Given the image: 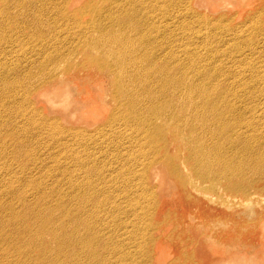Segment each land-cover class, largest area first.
<instances>
[{
    "label": "bare ground",
    "instance_id": "1",
    "mask_svg": "<svg viewBox=\"0 0 264 264\" xmlns=\"http://www.w3.org/2000/svg\"><path fill=\"white\" fill-rule=\"evenodd\" d=\"M73 3L0 0V47L25 34L40 42L33 47L54 43L42 40L51 23L25 26L28 17H58L77 28L87 20L103 31L38 65L14 58L20 47L10 59L2 56L9 50H0V264H151V251L161 252L164 238L174 241L164 236L169 223L192 229L198 217L191 205L216 204L200 187L204 183L209 191L218 184L256 198L242 202L252 205L242 222L226 215L229 220L220 219L214 230L207 211H200L204 221L198 224L208 230L195 253L203 255L204 239L212 237L233 253L203 255L202 261L253 264L234 247L254 243L264 226V85L244 83L241 71L258 75L244 61L225 70L182 59L174 38L186 24L167 22L183 17L170 10L172 0H84L71 9ZM191 3L182 1L188 14ZM13 7L27 16H9ZM100 17L111 20L103 25ZM78 70L108 80L105 93L114 104L105 124L93 127L96 114L85 118L80 104L52 87L80 78L73 73ZM33 100L53 117L40 114ZM29 109L33 114L26 117ZM169 185L191 209L186 219L167 212L157 224ZM230 223L238 230L222 235L219 228ZM245 227L238 239L234 234ZM180 258L192 264L191 253Z\"/></svg>",
    "mask_w": 264,
    "mask_h": 264
},
{
    "label": "rangeland",
    "instance_id": "2",
    "mask_svg": "<svg viewBox=\"0 0 264 264\" xmlns=\"http://www.w3.org/2000/svg\"><path fill=\"white\" fill-rule=\"evenodd\" d=\"M83 1L84 0H75V3H73L70 8L74 9ZM182 1L183 0H172L170 10H179L178 12L182 13L183 17H174L173 21L167 20L172 27H177L181 22L186 24L185 30L180 33L176 31V33H178V38L168 35L178 42L175 44L176 47L180 43L178 45V53H181V58L187 60L192 65L198 66L203 63L200 65L201 67L210 66L212 69L222 67L225 70H231L233 67L235 68L237 65L234 63L237 61H244V64L251 66L255 75H258L256 79H253L250 75L248 76L249 70L241 71V73L244 74V83L263 86L264 0H205L203 3L197 4L193 0L190 8L192 11L189 14L187 7L185 4H182ZM28 12L31 13L30 10H28ZM176 13L177 12H175V14ZM16 14L19 17L27 16L26 14H19V11L14 7L10 9L8 15L12 16ZM28 18L31 19V22H26L25 26H31L32 24L37 25L39 24V20L43 24L51 23L47 28L42 29V32L47 31V36L43 37L42 40H52L54 43L49 46L33 47L40 45V42L31 39L33 35L26 36L27 34H25L20 35L15 42L0 47V50H9L8 54L4 53L2 55L4 58L8 56V59L11 58V55H9L10 52L20 47L21 50L19 53L13 57H18V61L25 66L32 65L31 62L34 61V65H38L39 60L45 62L47 57L56 55V52L61 47H69L76 41L85 43L90 38L91 40L98 38L103 32L102 29L91 27L87 20L80 21L79 28H77L73 26L70 21H60L58 17ZM100 18L102 19L103 25H107L111 20L110 17ZM43 20L45 22H43ZM157 22L158 24H162L164 22L163 17L158 18ZM62 28L70 29L71 35L65 37L66 32H63ZM15 31L16 30L13 32ZM176 47H174L175 51ZM89 54L93 55L92 53ZM73 58H75V60H80L81 56L77 54ZM31 59H33V61L30 62ZM176 64L179 65V62ZM60 70H62V67H60ZM85 70L73 71V73H78L80 78L52 87L60 89L57 95H60L62 91H66L73 102L80 104L82 115L85 118L95 120L96 114L97 118L95 125H92L95 127L107 122L109 110H111V105L114 104V102L108 94L105 93L108 88V80L103 76L100 78L94 77L95 74L87 73ZM83 76H88V78H83ZM62 78L63 77H59V79ZM65 86L66 89H64ZM33 102L35 103L34 108L39 111L40 114L53 117L48 114L43 102L34 100ZM101 102L106 105L103 106ZM32 114L33 111L30 109L25 111L26 117ZM157 183H159V181H157ZM206 186V183H204L200 187L205 191V194L209 195L213 201H216V204L211 201H202V203H198L196 206L191 205L193 210L191 214L197 215L198 217L192 229H185L186 226L183 227L181 224L176 225L177 223H169V225L165 227L164 236H173L174 241H169L164 238L161 252H158V247L155 251H151V257L149 258L151 264L155 259L158 264H184V260L180 258L182 253H191L190 261L192 264H208L202 261L203 255L212 258L222 256L226 258L227 254L232 252L233 249L231 251L226 250L228 245H218L213 242L212 237H205V246L201 248L203 255L195 253L197 250V239L201 236H205L203 233L208 230L207 227H200L198 224L204 221V218H202V215L199 213L200 211H207V223L210 225V230H214L215 226L213 224H216L220 219H228V216L235 222L240 223L246 216L245 213L248 212L252 206H250V203L242 204V202L253 200L256 196L227 193L222 186L218 184L210 191ZM159 201H162V205L158 210L159 212L154 217V221L157 224L167 212L176 214L177 216H173L176 219L177 217H181L182 219L185 217L186 219L189 214L187 212L191 209L190 205L181 198L177 189L170 185L167 194L161 197ZM256 208H258V206H256ZM219 229L222 235H225L226 231L229 229L238 230V228L231 223L227 224L223 229ZM260 230L264 232V226ZM246 232L247 228L245 227L242 232L235 233L234 235L240 239ZM259 232L254 235V237L256 236L254 243H246L245 247L240 246V248H238V244H236V247H234L240 250L242 257L246 259L250 258L253 264H264V239L262 238L261 240V236L264 233L260 235L261 233ZM174 234H176V236ZM221 237L224 238L223 236ZM148 250H150V247H148Z\"/></svg>",
    "mask_w": 264,
    "mask_h": 264
}]
</instances>
